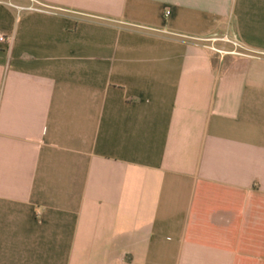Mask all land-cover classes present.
Masks as SVG:
<instances>
[{
	"label": "crops",
	"instance_id": "obj_1",
	"mask_svg": "<svg viewBox=\"0 0 264 264\" xmlns=\"http://www.w3.org/2000/svg\"><path fill=\"white\" fill-rule=\"evenodd\" d=\"M38 1L0 0V264H264V0Z\"/></svg>",
	"mask_w": 264,
	"mask_h": 264
},
{
	"label": "built area",
	"instance_id": "obj_2",
	"mask_svg": "<svg viewBox=\"0 0 264 264\" xmlns=\"http://www.w3.org/2000/svg\"><path fill=\"white\" fill-rule=\"evenodd\" d=\"M29 1H30V5H28V6L16 5V4L12 3V2H8V4L10 6L14 7L16 10H18V12L25 11V10L38 11V12H49V10H50V7L40 3L38 0H29ZM168 14H169V12H168ZM13 40H14V37L11 36V35H9V36L0 35V43L11 45ZM201 40L210 41L212 43H214L215 41H224V42L233 43L234 45L236 44L234 41L230 40L226 36L222 37V38H217V39H201ZM211 48L214 51H216L217 53H220V54H228V53H238L239 54L240 53V52H237L236 50L235 51L222 50V49L216 48L215 46H211Z\"/></svg>",
	"mask_w": 264,
	"mask_h": 264
},
{
	"label": "rangeland",
	"instance_id": "obj_3",
	"mask_svg": "<svg viewBox=\"0 0 264 264\" xmlns=\"http://www.w3.org/2000/svg\"><path fill=\"white\" fill-rule=\"evenodd\" d=\"M225 37V36H224ZM224 42V41H223ZM227 51V50H226ZM230 51H235V50H230ZM238 52H246V50H244L243 48L241 47H238Z\"/></svg>",
	"mask_w": 264,
	"mask_h": 264
}]
</instances>
